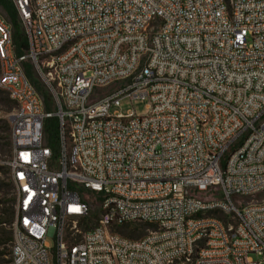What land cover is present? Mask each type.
<instances>
[{
  "label": "built area",
  "instance_id": "built-area-1",
  "mask_svg": "<svg viewBox=\"0 0 264 264\" xmlns=\"http://www.w3.org/2000/svg\"><path fill=\"white\" fill-rule=\"evenodd\" d=\"M12 2L28 43L0 13L12 264L264 263V201H234L264 191V0ZM124 99L148 113H111Z\"/></svg>",
  "mask_w": 264,
  "mask_h": 264
},
{
  "label": "rangeland",
  "instance_id": "rangeland-1",
  "mask_svg": "<svg viewBox=\"0 0 264 264\" xmlns=\"http://www.w3.org/2000/svg\"><path fill=\"white\" fill-rule=\"evenodd\" d=\"M0 11L2 12L1 8ZM29 63L33 66V70L35 72L36 78L39 80V82L43 85L45 90L48 92L50 96V105L51 110L53 111L55 108V104L53 101V97L43 82V80L40 78V76L37 74L35 70V65L32 61H29ZM149 104L148 99H124L121 101V105L119 107H113L111 109V113L113 112H119L122 114H128L129 112H134L136 115L143 116L148 113L147 105ZM16 111V104L9 98L7 93L0 90V161H5L10 157L11 149L9 147V143L11 142V119ZM46 124L50 127V135L49 138L46 134V139L51 148H53L55 151L58 149V137H59V121L57 118H50L46 120ZM57 128V130L55 129ZM57 131V140H55V132ZM57 141V142H56ZM3 166L4 169L0 170V200H5L7 203V208L10 209V211H15V190L14 187L10 181L9 175L6 173V166ZM236 204H254L258 202L264 201V191L261 193H257L251 197H248L246 199L242 198H236L235 200ZM1 208V205H0ZM1 214V211H0ZM99 215V208L97 202L92 203V214L88 221H85L87 223V226L80 224L79 227L82 231L85 230V228L88 227V223H94ZM15 220V219H14ZM14 222V221H13ZM51 246L54 245V241L49 238L48 239ZM10 255L5 258H10ZM254 258H256L254 256ZM258 260L262 261V258H259ZM7 264V263H3ZM264 264V263H262Z\"/></svg>",
  "mask_w": 264,
  "mask_h": 264
},
{
  "label": "trees",
  "instance_id": "trees-1",
  "mask_svg": "<svg viewBox=\"0 0 264 264\" xmlns=\"http://www.w3.org/2000/svg\"><path fill=\"white\" fill-rule=\"evenodd\" d=\"M0 8L2 12L0 13L6 18V20L12 25L13 27V42L16 46V52L18 55H22L27 52V39L24 33V30L21 26V23L18 18L17 11L14 7V4L12 0H0ZM25 70L29 77V79L32 81V83L37 88L38 92L44 99L46 109L48 111L51 110L50 105V96L48 92L45 90L43 85L39 82V80L36 78L35 72L33 70V66L29 63V61L25 62ZM15 103V102H14ZM57 130V128H55ZM50 127L49 125L45 124V137L46 134L49 138L50 135ZM57 131L55 132V140H57ZM47 141V139H46ZM57 142V141H56ZM48 143V142H47ZM9 147L11 149V142L9 143ZM6 173L9 175V170L7 167ZM4 167L0 166V170H3ZM83 192V190H82ZM93 203V202H92ZM0 264L7 263L12 264V247H13V231H12V223L15 219V211H10L9 208H7V203L5 200H0ZM82 225L87 226V223L83 221L80 223ZM151 225L146 223H140V224H133V225H125L120 226L117 228V230L123 234L126 237L138 239L142 237L145 234L146 229L150 228ZM10 255V258H5Z\"/></svg>",
  "mask_w": 264,
  "mask_h": 264
}]
</instances>
